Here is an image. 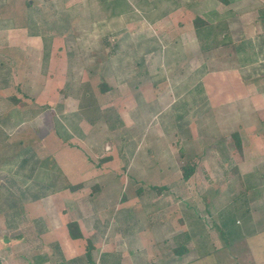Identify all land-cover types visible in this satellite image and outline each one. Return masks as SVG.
Here are the masks:
<instances>
[{"label": "rangeland", "instance_id": "obj_1", "mask_svg": "<svg viewBox=\"0 0 264 264\" xmlns=\"http://www.w3.org/2000/svg\"><path fill=\"white\" fill-rule=\"evenodd\" d=\"M141 1L0 0V264H53L43 229L91 236L107 190L115 222L133 212L124 230L164 224L158 256L264 264V0Z\"/></svg>", "mask_w": 264, "mask_h": 264}, {"label": "crops", "instance_id": "obj_2", "mask_svg": "<svg viewBox=\"0 0 264 264\" xmlns=\"http://www.w3.org/2000/svg\"><path fill=\"white\" fill-rule=\"evenodd\" d=\"M138 1L142 2L141 0H138ZM161 1H165V0H155V4ZM200 1L201 0L199 1L197 0L198 4H200V7L202 8V3H201L202 1L201 2ZM228 2L229 1H227L226 3ZM148 3H152V1L145 0V5L149 6ZM181 8L179 7L176 8L177 10L172 13V16L174 14L175 19L178 20L176 22L178 28L181 26V20L183 18L182 15L183 13H185V10ZM206 21H208L207 18H206ZM209 23L213 24L214 22H209ZM203 55L204 53L202 52V56ZM218 74L219 73H212L210 74V76L208 75L205 76V78L203 79V84H209L210 79L215 80V78L219 77ZM113 178H119L121 181L123 177L121 178L113 177ZM113 178H110L103 185L108 184L109 186L111 184L109 183V181H112ZM72 186L70 188L71 192L78 191V188L81 187V185H78V186L75 185L78 188L76 190H73ZM120 192L121 190L119 189L117 193L120 194ZM105 193L107 196H104L101 198V200H99V210L100 212L107 211L106 217L104 218V220L100 219L102 215L99 212V219L97 220V229L95 230L91 229V232H92L91 236L85 237L86 235H85V232L82 226V222H80L79 220H74V219L73 220L70 219L66 221L63 229L61 230L58 229L60 225L57 224L58 226H52V224L50 225L49 223L47 224V229L46 228L43 229V232L47 234L49 233L50 235L55 236L54 238L55 240L50 242L49 245L51 246L52 243L56 245L54 247L57 248V251H59L60 259H56L59 262H57L56 260L53 261V264H75L76 261L81 262V264H180L179 263L180 258L177 255L175 256L173 255L170 258L169 256L164 255V252H161V255L158 256L157 254H159V252L157 253L155 252V247H156L155 245H157L156 242H150V240H154V237L156 239L157 237L156 230L160 228L161 226L164 227V224H160L158 226V223L156 224L155 221L152 222V220H149V221L144 222L146 224L144 228L145 233L142 229L124 230V227H127L131 223L130 222L131 213L133 212L129 211V214L125 218L121 219L120 221L115 222V220L113 219L114 214L112 213L114 211V208L116 207L115 205L117 203V198H114L113 201H111L110 198L108 197V190ZM154 198L155 197H150L149 200L147 199V205H146L147 206L146 211H152V217L155 212L154 211V205H155ZM135 209L138 211H141L142 207L138 205ZM87 211L89 212V209ZM70 222H76L79 225L80 232L82 233V238L73 239L70 236L69 230L67 227V224ZM181 231L185 233L186 231L185 227L184 229H181ZM94 235H96L97 238ZM118 237H121L120 242L116 241ZM184 237L186 236L184 235ZM122 238H127L129 242L133 243V246L131 248L128 246V247L123 248V250L117 251V248H114V246H116V244L118 243H124L126 241V240H122ZM84 240L86 241V246H87L86 252L84 254V258L82 257L81 259H79V258H74V257H66V255H64L65 245H68L69 243L76 244L77 242L84 241ZM183 244L184 242L181 241V245ZM147 245L154 246V251L151 250V252L148 253L147 250H143L144 248H147L146 247ZM95 247H97V249L98 248L101 250L103 249L101 252V258L98 260H94V258L91 257L92 254L90 255V252H89L91 250H95ZM140 251H142V256H140L141 255ZM172 253H174V251H172ZM50 258H51L50 256L40 255L39 257L36 256L35 258H33L32 261L29 263L30 264H49V262L51 261Z\"/></svg>", "mask_w": 264, "mask_h": 264}, {"label": "trees", "instance_id": "obj_3", "mask_svg": "<svg viewBox=\"0 0 264 264\" xmlns=\"http://www.w3.org/2000/svg\"><path fill=\"white\" fill-rule=\"evenodd\" d=\"M220 1L227 2L228 0H220ZM193 24H194V27L197 29V32L203 33L205 36L211 35L215 31V29L218 28L216 25H213L209 23L208 21H206L205 19L200 18V17L195 18ZM234 139H235L237 148L240 149L241 148L240 136L235 134ZM193 173H194V168H188V170L186 169L183 173L184 178L186 180L190 179ZM77 188L78 187L76 186H72L73 190H76ZM67 227L69 230V234L73 239L82 238V233L80 232L79 225L76 222L68 223Z\"/></svg>", "mask_w": 264, "mask_h": 264}]
</instances>
